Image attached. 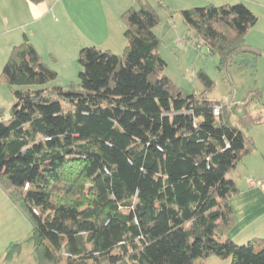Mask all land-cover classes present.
I'll return each instance as SVG.
<instances>
[{"label":"trees","instance_id":"16d2710c","mask_svg":"<svg viewBox=\"0 0 264 264\" xmlns=\"http://www.w3.org/2000/svg\"><path fill=\"white\" fill-rule=\"evenodd\" d=\"M134 3L120 15L122 51L81 47L77 81L49 85L57 73L26 36L0 71L14 98L0 114V189L32 225L35 264H264L263 237H228L239 192L228 173L255 150L246 129L264 123V104L254 113L258 94L239 105L176 87L157 51V11ZM180 13L219 70L259 53L245 43L258 18L243 0ZM20 248L10 243L4 259Z\"/></svg>","mask_w":264,"mask_h":264},{"label":"crops","instance_id":"0c3cea01","mask_svg":"<svg viewBox=\"0 0 264 264\" xmlns=\"http://www.w3.org/2000/svg\"><path fill=\"white\" fill-rule=\"evenodd\" d=\"M134 4V0H43L37 4L0 0V67L24 36L56 73L76 70L78 50L83 46L117 53L125 44L120 15ZM247 134L255 150L228 173L239 188L230 199L235 224L228 233L236 243L264 238V123L250 127ZM1 204L0 264H8L3 256L7 244L15 240L14 217L9 199L0 189Z\"/></svg>","mask_w":264,"mask_h":264},{"label":"rangeland","instance_id":"374dc122","mask_svg":"<svg viewBox=\"0 0 264 264\" xmlns=\"http://www.w3.org/2000/svg\"><path fill=\"white\" fill-rule=\"evenodd\" d=\"M147 1L155 8L159 16V21L153 31L160 41L157 51L166 63L164 74L172 80L176 87L184 92H204L210 99L221 100L230 104L238 103L239 105H242L241 101L248 97L256 99L254 95L258 94L259 100L256 101V104L251 105L250 108L254 113L261 108V105L264 104V0H243L247 5L252 6L254 9L252 11L258 18L255 25L247 32L245 43L259 53L246 51L239 54L236 60L240 64H234L227 70H219L217 68L218 56L211 54L203 43L195 45L191 40H187L188 27L183 21L180 10L207 4L235 3L238 0ZM117 51V53H120L122 49ZM77 68L73 72L69 70L66 72L63 70L57 71L56 79L49 85L66 86L71 80L73 82L77 81L80 69L79 64ZM1 70L2 66L0 67ZM200 70H203L212 80L213 85L210 89H205L203 83L199 80L198 72ZM37 87L39 86H18V88L22 89H35ZM13 101L12 89L6 83L0 82V114L4 120L9 118L8 111ZM234 121H237L236 118ZM249 129L250 127L246 129V132ZM0 207H2V204ZM11 207L13 209V235L15 237L12 242H19L21 248L16 256L6 261L10 262L8 264H35L33 245L29 239L32 225L27 216L18 207L13 205V203H11ZM12 242H9L7 246ZM205 263L230 264V259H221L216 255H210L205 259Z\"/></svg>","mask_w":264,"mask_h":264},{"label":"built area","instance_id":"2783aa9c","mask_svg":"<svg viewBox=\"0 0 264 264\" xmlns=\"http://www.w3.org/2000/svg\"><path fill=\"white\" fill-rule=\"evenodd\" d=\"M220 106H221L220 104L214 106L213 113H214L215 115H217V114L219 113Z\"/></svg>","mask_w":264,"mask_h":264}]
</instances>
